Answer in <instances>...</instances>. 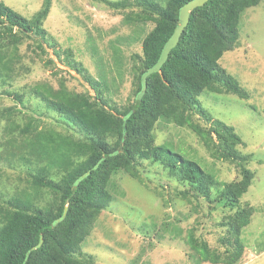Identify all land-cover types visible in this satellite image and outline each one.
Returning <instances> with one entry per match:
<instances>
[{
  "label": "trees",
  "instance_id": "1",
  "mask_svg": "<svg viewBox=\"0 0 264 264\" xmlns=\"http://www.w3.org/2000/svg\"><path fill=\"white\" fill-rule=\"evenodd\" d=\"M165 1L161 5L156 0H104L113 9L129 8L122 20L134 26L131 40L143 33L140 25L153 23L141 38V52L131 55L135 90L127 106L109 104L105 96L108 87L85 74L81 63L71 61L69 50H63L62 59L61 52L54 49L60 63L82 75L95 93L71 91L59 78L57 88L45 82L33 85L32 95L64 117L81 137L41 127L40 116L36 115L24 114L23 123H17L12 116L23 111L16 106L2 112L8 156L26 162L30 170L25 179L28 188L0 205V264H97L91 256H79L80 244L112 200L115 173L124 172L145 184L138 168L140 159L161 163L171 176L187 184V189L178 192L179 198L187 202L191 197L211 201L215 189V203L229 211L219 223L225 228V235L219 238L223 251L197 237L194 226L186 231L183 237L197 255L195 264H236L241 258L244 245L240 234L254 209L248 203L241 205L240 198L254 172L247 167L249 155L237 148L243 143L241 137L230 125L211 119L200 106L198 95L208 90L247 98L245 90L218 60L235 48L243 11L261 0H207L192 9L177 44L160 71L147 76L145 90L137 99L142 73L157 61L178 24L179 8L189 0ZM49 7L50 0H43L41 9L28 19L0 0L1 83L19 72L13 61L18 57L15 50L23 34L45 33L42 23ZM36 45L45 53L43 46ZM50 46L55 48L54 44ZM113 51L116 55L117 50ZM51 62L44 61L46 65ZM13 97L23 104L21 95ZM195 116L207 125L195 121ZM159 119L189 128L211 158L233 163L239 178L221 183L198 162L156 144L153 129ZM40 196H44V204ZM177 233L182 236V231ZM40 237L42 242L38 244Z\"/></svg>",
  "mask_w": 264,
  "mask_h": 264
},
{
  "label": "rangeland",
  "instance_id": "2",
  "mask_svg": "<svg viewBox=\"0 0 264 264\" xmlns=\"http://www.w3.org/2000/svg\"><path fill=\"white\" fill-rule=\"evenodd\" d=\"M2 1L28 19L43 4V0ZM156 1L161 5L166 2ZM128 10L110 8L104 0H50L48 15L42 23L43 36L23 34L15 50L18 57L13 61L19 72L0 82V205L28 188L25 179L30 170L26 162L8 156L6 119L2 116L5 108L16 106L23 111L12 116L17 123H23L24 114L36 115L40 116L41 127L81 137L64 117L47 109L44 102L32 95L33 85L45 82L57 88L59 78L71 91L95 93L82 75L60 63L54 49L61 52L62 59L63 50H69L71 61L81 63L85 74L107 86L105 96L109 104L124 107L133 100L131 55L141 52V38L153 23L137 25L144 31L131 40L134 26L122 20ZM238 31L235 48L224 52L218 63L237 80L247 98L203 90L198 99L211 119L233 127L243 141L237 148L250 157L247 167L254 172V177L240 204L252 205L254 212L240 234L244 250L236 264H264V0L243 11ZM113 49L117 50L116 55ZM49 59L52 62L46 65L44 61ZM16 93L22 96L23 104L14 99ZM194 118L207 125L202 118ZM153 135L156 144H164L182 157L198 162L221 183L240 176L233 163L211 158L187 127L159 119ZM139 162L145 184L121 171L112 176V200L80 244L79 256H91L97 264H195L197 255L183 237L192 226L197 237L211 248L223 251L219 238L225 235V228L219 223L229 211L215 203L216 190L212 189L211 201L191 197V202H187L177 195L188 188L187 184L171 176L161 163L143 159ZM39 199L44 204V196ZM172 228L182 231V236H176L178 231H170Z\"/></svg>",
  "mask_w": 264,
  "mask_h": 264
},
{
  "label": "water",
  "instance_id": "3",
  "mask_svg": "<svg viewBox=\"0 0 264 264\" xmlns=\"http://www.w3.org/2000/svg\"><path fill=\"white\" fill-rule=\"evenodd\" d=\"M206 1L207 0H189L179 8L178 24L175 26L170 37L164 43L157 61L146 71H144L141 75V88L136 95L137 99H139L142 96L145 90L147 76L154 72L160 71L161 65L167 59L169 51L177 44L182 30L188 23L190 11L196 7L202 6ZM41 242H42V237H40L38 244H40Z\"/></svg>",
  "mask_w": 264,
  "mask_h": 264
}]
</instances>
